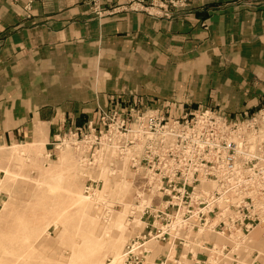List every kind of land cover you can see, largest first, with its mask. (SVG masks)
I'll return each instance as SVG.
<instances>
[{
	"label": "crops",
	"instance_id": "crops-1",
	"mask_svg": "<svg viewBox=\"0 0 264 264\" xmlns=\"http://www.w3.org/2000/svg\"><path fill=\"white\" fill-rule=\"evenodd\" d=\"M27 1L0 0V143L48 140L117 93L225 111L264 95V0H189L172 20L99 17L92 0H30L27 16Z\"/></svg>",
	"mask_w": 264,
	"mask_h": 264
},
{
	"label": "rangeland",
	"instance_id": "rangeland-1",
	"mask_svg": "<svg viewBox=\"0 0 264 264\" xmlns=\"http://www.w3.org/2000/svg\"><path fill=\"white\" fill-rule=\"evenodd\" d=\"M89 3L91 13L99 17L134 11L172 20L190 10L189 0H127L106 8L94 0ZM30 4L29 0L24 5L27 16ZM112 97L107 108L98 106L95 118L82 125L62 128L48 140L28 135L8 144L0 143V264H122L121 256L128 244L130 247L137 238L139 242L147 241L160 232L155 222L166 223L173 214L180 197L179 191L175 193V186L180 182L182 170L176 171L178 179L169 185L171 191L159 195L166 203L168 201L167 206H159V200L155 199L144 210L132 186L133 174L127 169L128 161L118 157L120 149L113 148L104 154L99 151L101 140L112 135L109 133L112 127L117 126L121 133H129L138 128L158 132L162 131L159 126H164L168 131L175 130L178 134L173 140L175 146L183 147L188 138L180 140L178 130H214V140H217L220 124L229 131L242 130L249 123L252 127L245 128L246 131H257L264 125V120L260 119L261 113L264 114V95L254 106L234 111L222 110L211 100L205 103L187 100L182 106L174 104L175 100H171V104L156 98H130L123 93ZM203 120L210 121L212 129L199 127ZM200 136L199 133L197 137ZM88 137L95 141L89 159L78 153L74 149L77 145L73 143L83 142ZM220 142L227 155L233 153L223 140ZM94 149L97 150L94 152ZM97 151L95 162L92 157ZM160 151L161 148L151 156ZM164 151L174 154L171 149ZM131 152L126 150V154ZM141 155L142 164L149 165L145 148ZM101 156L105 157L100 160ZM89 160L92 163L89 164ZM141 180L138 177L137 182ZM168 180L166 176L165 185ZM192 189L193 184L186 186L187 193ZM211 214L209 212V217ZM245 220L258 221H252L250 217ZM250 235L251 241L241 244L212 234L207 236L210 241L205 245L210 247L215 242L234 247L238 243L240 248L236 254L227 256L220 264H233L234 258L236 264H264V224ZM167 236L164 234L160 242L152 240L141 247L152 250L149 264L163 262L168 249L165 245ZM176 243L182 247L180 240ZM184 249L185 253L200 250L196 245ZM205 252L202 250L198 254L204 257ZM135 261L143 264L140 258L131 264ZM175 264H197V258H182Z\"/></svg>",
	"mask_w": 264,
	"mask_h": 264
},
{
	"label": "built area",
	"instance_id": "built-area-1",
	"mask_svg": "<svg viewBox=\"0 0 264 264\" xmlns=\"http://www.w3.org/2000/svg\"><path fill=\"white\" fill-rule=\"evenodd\" d=\"M260 119L264 120V114L261 113ZM208 120L201 121L199 127L211 128L212 126ZM162 131H158L155 129L154 131L151 130H142L141 128L135 129L129 133H121L116 128L117 126L112 127L109 133H112L111 136L104 138L101 140L100 145V153L109 152L111 149H120L118 157L121 158L124 154H126V150H132L136 152L135 155L126 162L127 169L132 172L133 178L132 179V186L136 192H140L141 196L145 194L153 193V188L156 186V179H158L157 183L159 184L158 192L159 194L156 195L153 193V198L159 200V206L166 207L168 204L164 201L162 197H160V193L166 194L168 191L170 192L169 185L174 184L173 182L176 177V171L182 170V175L179 179V183L175 186L176 194L180 192V197L175 205V209L173 214L169 215L168 221L166 223H156L155 224L160 228V232L156 235L150 236L148 240L155 238V239H162L164 238L166 225L169 223L170 219H173L178 213H181L184 218H191L195 214L196 210H199L196 214V219L202 223H211L213 224V228L215 230H223L228 232L227 230H232L235 232L237 230L241 231V234L247 236L251 230L255 227L261 225L262 221H264V210L258 214H253V210H257L255 207V200L252 195H246L244 202L239 206L233 207L236 212L239 214L237 220L232 223L231 226L227 227L226 222L223 220L218 221V217L220 215V208L217 205H214L211 208L201 210L207 206V201L204 200L202 197L199 196L201 194V190L203 189V182L204 181H219L218 175L214 172L216 166L218 165L219 161L222 159L226 166L231 167L236 161L237 155L240 154L237 150V146L240 141L243 143L251 142L253 143L255 140L260 141L258 145L261 147L258 148L260 152L263 154L264 158V125L257 131H246L245 128L252 127V123H249L248 127H244V129L239 131H229L223 125L220 124V135L219 139L214 140V130L213 131H206L202 130L203 128H196L192 130L186 131H179L180 140L188 138V142L185 146H175L174 139L177 138L178 134H175V130L171 129L170 131L166 130L164 126H159ZM190 133V134H189ZM201 136L198 138V134ZM75 135V134H74ZM75 137H77L75 135ZM196 138L198 142H195L193 139ZM167 139V140H166ZM224 141L228 147L233 149V153L227 155V152L221 146L220 141ZM143 144H142V143ZM217 142V144H215ZM74 144L77 146L74 149L78 153H82L81 155L86 156L87 158L92 154L90 150L92 145L95 144L94 139L88 137L84 139L83 142L80 140L73 141ZM194 148V150H198V153L192 155H185L187 148ZM97 148V149H99ZM143 148L146 149V152L149 154L146 156L145 159H149L150 164L145 165L141 162V150ZM161 151L158 152L156 156L154 155L159 149ZM94 149V152L97 150ZM164 149H171L174 154H168ZM96 152V156L92 157L93 161H95V157H97L98 152ZM119 151V150H118ZM251 151V149L244 147V152ZM99 153V154H100ZM242 159V155L238 156ZM90 158V157H89ZM88 158V159H89ZM263 158L258 156H248L243 161V167L246 171L251 174H261L264 173V163ZM143 161V160H142ZM148 161V160H146ZM96 162V161H95ZM92 163L89 160V164ZM122 164V163H121ZM147 164V163H146ZM134 167V170L132 169ZM165 169V170H164ZM164 171V172H163ZM139 174L142 175L139 176ZM196 174L195 176H193ZM168 176V185H165L163 180ZM141 178L140 182H137V179ZM193 184V189L190 193L186 192V186ZM223 188L220 190L213 191V195L216 197L221 196L222 194H230V190H226L222 192ZM250 194L249 192H246ZM259 195L262 199H264V186L260 189ZM151 201V200H150ZM151 206L149 203L143 209H147ZM143 210V211H144ZM209 212H212L211 216L209 217ZM202 215L204 217H202ZM245 217H250V219H257V222H248L245 220ZM210 218V219H209ZM246 230V231H244ZM229 233V232H228ZM167 240L169 234H167ZM138 239V238H137ZM135 239L134 242L131 243L130 247L138 244L143 245L145 241H138ZM181 241V245L183 244V239H179ZM177 241V240H176ZM139 242V243H138ZM145 252V251H144ZM143 251L140 253V256L137 254H132L128 257V262L130 264L135 259L140 258V261L143 260L144 255ZM138 262L135 261V264ZM142 263V261H141Z\"/></svg>",
	"mask_w": 264,
	"mask_h": 264
},
{
	"label": "bare ground",
	"instance_id": "bare-ground-1",
	"mask_svg": "<svg viewBox=\"0 0 264 264\" xmlns=\"http://www.w3.org/2000/svg\"><path fill=\"white\" fill-rule=\"evenodd\" d=\"M167 140V139H166ZM195 142H198L196 138L193 139ZM260 141L255 140L253 143L248 142L243 143L242 141L239 142L237 146V150L241 152L237 155L236 161L233 164V166L228 167L225 165L224 161L221 159L214 169L215 173L218 175L219 180H221V183L219 181H204L203 182V189L201 190V194H199L200 197H202L204 200L207 201V206L201 210H205L208 208L213 207L214 205H217L220 208V215L218 217V221L223 220L226 222L227 227H230L232 223H234L237 218L239 217V214L236 212L235 209L232 208L239 206L244 202L246 195H252L255 200V207L257 210H253V214H258L264 210V199L261 198L259 195L260 189L264 186V173L261 174H251L248 171L245 170L243 167V160L247 158L248 156H258L263 158L262 152L258 150L260 145H258ZM217 144V142H215ZM244 147H247L251 149V151L244 152ZM194 148H187L185 155H192L198 153V150H194ZM136 152H131L129 154H124L121 159L125 161H129ZM242 155V159H240L238 156ZM102 158H99L100 160L103 159L105 156H101ZM264 159V158H263ZM264 163V160H263ZM165 170V169H164ZM164 172V171H163ZM158 181V179H156ZM156 181V186L153 188V193L156 195L159 194V184ZM220 188L223 191L230 190V194H222L219 197L214 196L213 191L220 190ZM158 190V191H157ZM249 192L250 194L246 193ZM153 193H151L149 196L140 195V192H137L138 200L141 202L144 207L148 205L149 203L152 204L154 201ZM151 200V201H150ZM199 210L195 211V214L191 218H184L181 213H178L173 219H170L169 223L166 225L165 232L169 234V237L165 245L168 247L167 251H165V257L163 258V262L160 264H175L180 261H182V258H197V264H206L209 261V264H220L224 258L231 254H236L238 249V243L233 247L231 245H217V243L212 242V245L210 247H206L205 244L209 242L208 235L212 234H218L220 236L225 237L229 241L239 242L241 244H246L247 241H251V235L250 233L247 236H244L241 234L240 230H237L235 232H232V230H215L213 228V224L209 223H200L196 219V214ZM264 224V221H262L261 225ZM260 226V225H259ZM258 227V226H257ZM255 227L254 229H256ZM253 229V230H254ZM251 230L250 232H252ZM183 239L182 247L180 248L176 240ZM155 240L156 242H160V239L152 238L148 241H146L143 245H134L131 248H128L129 244L127 245V248L122 253L121 261L122 264H130L128 262V257L132 254H137L140 256V253L143 251H146V254H142L143 256V264H149L148 258L149 254L152 253L151 249L143 248L146 243ZM159 244V243H157ZM190 245H196L199 251H206L207 257L202 260L199 258L198 252L199 251H188L187 253L184 252V248ZM247 246H245L246 249ZM170 251L172 252V256ZM178 251H180V254H178ZM159 259L161 257H158ZM236 259L232 260L233 264H236ZM155 264H158L155 261Z\"/></svg>",
	"mask_w": 264,
	"mask_h": 264
}]
</instances>
